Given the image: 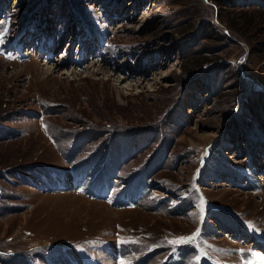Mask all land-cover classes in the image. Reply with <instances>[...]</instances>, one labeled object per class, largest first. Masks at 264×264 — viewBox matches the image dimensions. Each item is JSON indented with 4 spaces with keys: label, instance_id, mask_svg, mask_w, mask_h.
Segmentation results:
<instances>
[{
    "label": "rangeland",
    "instance_id": "374dc122",
    "mask_svg": "<svg viewBox=\"0 0 264 264\" xmlns=\"http://www.w3.org/2000/svg\"><path fill=\"white\" fill-rule=\"evenodd\" d=\"M0 264H264V0H0Z\"/></svg>",
    "mask_w": 264,
    "mask_h": 264
},
{
    "label": "snow or ice",
    "instance_id": "6c2138e0",
    "mask_svg": "<svg viewBox=\"0 0 264 264\" xmlns=\"http://www.w3.org/2000/svg\"><path fill=\"white\" fill-rule=\"evenodd\" d=\"M177 241H173V243H176Z\"/></svg>",
    "mask_w": 264,
    "mask_h": 264
},
{
    "label": "trees",
    "instance_id": "16d2710c",
    "mask_svg": "<svg viewBox=\"0 0 264 264\" xmlns=\"http://www.w3.org/2000/svg\"><path fill=\"white\" fill-rule=\"evenodd\" d=\"M81 15V14H80ZM206 39V38H205Z\"/></svg>",
    "mask_w": 264,
    "mask_h": 264
},
{
    "label": "bare ground",
    "instance_id": "6f19581e",
    "mask_svg": "<svg viewBox=\"0 0 264 264\" xmlns=\"http://www.w3.org/2000/svg\"><path fill=\"white\" fill-rule=\"evenodd\" d=\"M59 66V65H58Z\"/></svg>",
    "mask_w": 264,
    "mask_h": 264
}]
</instances>
